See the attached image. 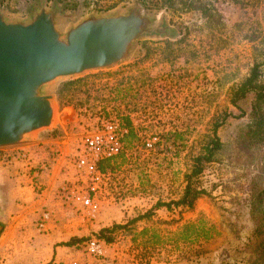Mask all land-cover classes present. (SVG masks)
<instances>
[{
	"label": "rangeland",
	"instance_id": "1",
	"mask_svg": "<svg viewBox=\"0 0 264 264\" xmlns=\"http://www.w3.org/2000/svg\"><path fill=\"white\" fill-rule=\"evenodd\" d=\"M37 1L0 0V9L22 15ZM56 1L66 9L65 24L92 5L105 12L136 2L179 28L173 41L141 42L129 64L58 82V122L33 142L46 150L39 170L51 168L54 178L38 191L48 189L51 198L41 206L36 229L44 231L38 223L48 212L46 229L53 228L58 244L77 240L60 263L264 264L259 250L264 234L257 230L264 208V100L257 103L253 92L231 100L255 64L261 71L257 82L264 85V0ZM105 118L132 126V133L123 136L118 154L102 158L110 162L91 191L76 161L86 152L84 135ZM214 126L221 147L192 179L193 188L204 193L192 206L156 207L182 196L186 174L213 139ZM153 134L159 142L144 148ZM64 189L65 195L75 190L91 196L95 211L65 199ZM149 210L151 216L135 220ZM199 218L212 228V237L182 240L180 228ZM103 228L109 241L99 236ZM91 237L104 242V256L80 246Z\"/></svg>",
	"mask_w": 264,
	"mask_h": 264
},
{
	"label": "water",
	"instance_id": "2",
	"mask_svg": "<svg viewBox=\"0 0 264 264\" xmlns=\"http://www.w3.org/2000/svg\"><path fill=\"white\" fill-rule=\"evenodd\" d=\"M64 6L38 0L22 15L0 9V147L35 141L58 122L59 81L133 62L140 43L179 36L163 13L136 2L64 23Z\"/></svg>",
	"mask_w": 264,
	"mask_h": 264
},
{
	"label": "crops",
	"instance_id": "3",
	"mask_svg": "<svg viewBox=\"0 0 264 264\" xmlns=\"http://www.w3.org/2000/svg\"><path fill=\"white\" fill-rule=\"evenodd\" d=\"M45 158L36 142L0 147V264H61L71 254L73 246L58 244L53 228L46 229L48 221L42 233L36 229L41 206L51 198L48 189L38 191L54 180L51 168L39 170Z\"/></svg>",
	"mask_w": 264,
	"mask_h": 264
},
{
	"label": "built area",
	"instance_id": "4",
	"mask_svg": "<svg viewBox=\"0 0 264 264\" xmlns=\"http://www.w3.org/2000/svg\"><path fill=\"white\" fill-rule=\"evenodd\" d=\"M129 128L117 120L105 118L101 122L100 128L96 127L92 131L86 133L83 138L85 154L78 157L76 161L77 170L85 173L89 177L90 190L97 189V183L103 177L102 171L98 168V162L102 158L118 154L123 147V136L126 135ZM159 142L157 135L153 134L143 141V146L146 149L153 148ZM63 190L65 199L78 202L81 206L95 211L96 205L93 203V198L89 195H83L78 191ZM49 219V213L42 214L38 223L39 228H44L45 223ZM80 246L90 255L94 257H102L105 254V244L100 239L91 237L80 243ZM69 264H77L72 262Z\"/></svg>",
	"mask_w": 264,
	"mask_h": 264
},
{
	"label": "trees",
	"instance_id": "5",
	"mask_svg": "<svg viewBox=\"0 0 264 264\" xmlns=\"http://www.w3.org/2000/svg\"><path fill=\"white\" fill-rule=\"evenodd\" d=\"M261 71L259 70V65L255 64L249 73V75L239 84L237 85L233 91H232V97L231 100L233 103H236L239 99L244 98L248 93L253 92L255 94V101L258 102H263L264 100V85L258 84L257 80L260 77ZM216 128L217 126H214V137L210 142L205 144L203 146L202 152L197 155L194 158V163L192 166V169L190 173L186 174V186L184 189V192L182 196L175 201L172 202H167L165 204L161 203H156L157 206H166L168 208L171 207V205L175 206H180V205H187V206H192L195 199L201 195L203 190H197L193 188L192 186V179L193 177L199 175L202 173L203 168H204V163L211 162L213 160V155L214 153L220 149L221 143L218 137L216 136ZM129 133H132V130L129 131ZM110 160L109 159H102L101 161L98 162V167L101 171H105L108 167ZM257 206H254V210L256 211ZM253 210V212H254ZM152 210H149L145 212L142 215H138L135 220L141 219L143 217H149L152 214ZM134 221V218L131 220V222ZM199 222V223H198ZM204 221L199 218L197 222H187L185 223L181 228L180 231L182 232V240L184 241H192V240H197L200 238L204 239H210L212 237L211 230L212 228H206L204 226ZM257 230L261 233L263 231L264 234V208L261 210V216L259 218V221L257 222ZM263 228V229H262ZM108 229H101L100 230V238H103L107 241L110 240V237L106 235V232ZM145 231V230H144ZM143 231V232H144ZM185 231V233H184ZM158 239V236L155 238ZM87 240V239H86ZM85 240H82L83 242ZM157 241V240H156ZM77 240L71 239L64 245H73ZM259 250L264 252V236L261 240Z\"/></svg>",
	"mask_w": 264,
	"mask_h": 264
}]
</instances>
